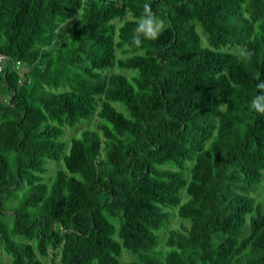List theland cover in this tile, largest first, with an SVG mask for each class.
<instances>
[{
	"label": "trees",
	"instance_id": "1",
	"mask_svg": "<svg viewBox=\"0 0 264 264\" xmlns=\"http://www.w3.org/2000/svg\"><path fill=\"white\" fill-rule=\"evenodd\" d=\"M0 53L12 264H264V0H0ZM94 116L67 146L64 127ZM169 210L188 227L157 251Z\"/></svg>",
	"mask_w": 264,
	"mask_h": 264
},
{
	"label": "rangeland",
	"instance_id": "2",
	"mask_svg": "<svg viewBox=\"0 0 264 264\" xmlns=\"http://www.w3.org/2000/svg\"><path fill=\"white\" fill-rule=\"evenodd\" d=\"M126 19H130L129 18V15L126 17ZM122 22H119L117 21L116 24L117 25H120ZM70 24V22L68 23ZM68 24L64 26L65 29H68ZM164 23H163V27H164ZM116 54H117V57H121V56H124L122 55L121 51L120 50H116ZM114 73L118 72L116 70L113 71ZM19 73L20 75L23 74V69L20 68L19 70ZM122 75H125V76H130L131 73L128 72V71H120L118 72ZM115 107L117 109H119V106L118 105H115ZM95 120H96V117L94 116L93 118H91L90 120L88 121H82L80 122L76 127L74 128H69V127H64V133L61 137V139L63 141H65L67 143V146L69 145V141L72 137H76L78 136L81 131H83L84 129H93L95 128ZM12 157H13V153H9V159H10V167L11 169L14 168V165L12 163ZM189 166V164H188ZM47 168V172L43 175V178H44V183L48 184L54 177L55 175V171L56 169L58 168H61L62 167V161L59 160V161H49L46 166ZM166 169H173L172 166H167L165 167ZM187 175V173H186ZM255 195V199H259V197L261 196V192H257ZM181 198L182 199H185L186 198V195L184 193V191L181 192ZM8 210L13 206V204H6L5 205ZM170 212V220H169V224L163 228L161 231H159L157 233L158 235V244L155 248V250L157 251H160V250H164L165 249V241L168 237V233L170 230H174V229H178L179 228V225L180 224H183L185 227H188V222L181 219L177 213L176 210H169ZM10 215L11 213L10 212H7V214H5L4 216V220L5 222H7V224H10L11 223V218H10ZM110 221L114 224V226L116 227V229H118L119 227V221L115 218H110ZM115 238L118 240V237L115 236ZM14 240L17 241V242H26L28 244H31L33 245V241L30 240V239H23V238H20V237H14ZM48 257H37L40 261H42V263L44 264H60L59 263V256H60V251H57V252H51V250H48ZM54 255H57L56 257ZM138 258L137 256H134L133 254H131L129 251L123 249L122 250V254H121V257H120V261L121 262H135L137 261ZM0 264H12L11 262V257L9 255L6 254V252L4 251L3 247L0 245Z\"/></svg>",
	"mask_w": 264,
	"mask_h": 264
},
{
	"label": "clouds",
	"instance_id": "3",
	"mask_svg": "<svg viewBox=\"0 0 264 264\" xmlns=\"http://www.w3.org/2000/svg\"><path fill=\"white\" fill-rule=\"evenodd\" d=\"M162 30L163 22L156 19V17L151 14L148 5H145V17L143 18V23L141 24L138 31L142 32L145 38L154 41L158 39ZM135 42L139 43V36L135 37ZM257 87H261V85H257ZM252 107L257 112H264V108L258 107L254 102H252Z\"/></svg>",
	"mask_w": 264,
	"mask_h": 264
},
{
	"label": "built area",
	"instance_id": "4",
	"mask_svg": "<svg viewBox=\"0 0 264 264\" xmlns=\"http://www.w3.org/2000/svg\"><path fill=\"white\" fill-rule=\"evenodd\" d=\"M7 58L2 53H0V74H3L5 72V66H6ZM15 68H19V64L17 63L15 65Z\"/></svg>",
	"mask_w": 264,
	"mask_h": 264
}]
</instances>
